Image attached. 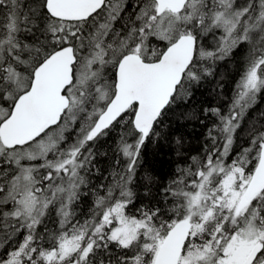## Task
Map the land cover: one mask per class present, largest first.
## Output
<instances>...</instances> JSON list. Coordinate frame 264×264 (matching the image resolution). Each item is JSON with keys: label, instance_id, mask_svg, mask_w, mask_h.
Masks as SVG:
<instances>
[{"label": "snow or ice", "instance_id": "6c2138e0", "mask_svg": "<svg viewBox=\"0 0 264 264\" xmlns=\"http://www.w3.org/2000/svg\"><path fill=\"white\" fill-rule=\"evenodd\" d=\"M238 51L227 112L203 109V156L127 214L145 144ZM262 93L264 0H0V264H264V124L229 161ZM117 130L126 164L94 189Z\"/></svg>", "mask_w": 264, "mask_h": 264}, {"label": "trees", "instance_id": "16d2710c", "mask_svg": "<svg viewBox=\"0 0 264 264\" xmlns=\"http://www.w3.org/2000/svg\"><path fill=\"white\" fill-rule=\"evenodd\" d=\"M117 26L119 27V25ZM243 65L244 54L242 51H238L229 60L218 62L215 75L206 78L201 86L195 89L192 99L188 103H181L174 113L169 115L166 121V124L169 125L166 131L167 139L151 140L145 144L141 151L136 179L131 186L134 197L133 203L126 209L127 214L138 215V209L151 206L155 200H161L162 190L174 177L178 163H187L192 156H203L205 145L211 143L206 139L207 128L217 122L216 117L211 116L210 113L206 116L203 109L217 107L221 109L222 113L227 112ZM184 112H194L196 118L182 119L181 114ZM260 124H264V93L248 109L241 129L237 132V144L234 145V151L230 154L229 161L234 158L241 147L247 146V130L252 125L259 127ZM177 136L182 139L183 157L176 155L175 138ZM118 141L119 131L117 130L97 145L99 154L93 161L95 167L89 176L90 186L94 189L99 188L100 185L110 184L114 169L126 164L122 155L117 152ZM117 160L120 161L119 165L116 164ZM146 172L152 176L150 184H146L143 179ZM92 201L91 193L84 197L82 204L77 209L78 219H83L88 214ZM49 227L55 228L56 224L49 223ZM2 239L3 237L0 236V240Z\"/></svg>", "mask_w": 264, "mask_h": 264}]
</instances>
